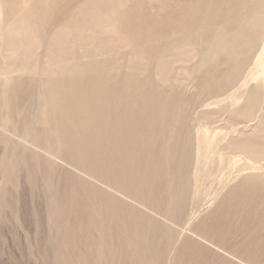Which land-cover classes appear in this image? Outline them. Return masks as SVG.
Instances as JSON below:
<instances>
[{
	"label": "rangeland",
	"instance_id": "1",
	"mask_svg": "<svg viewBox=\"0 0 264 264\" xmlns=\"http://www.w3.org/2000/svg\"><path fill=\"white\" fill-rule=\"evenodd\" d=\"M259 1L0 0V264H264Z\"/></svg>",
	"mask_w": 264,
	"mask_h": 264
},
{
	"label": "bare ground",
	"instance_id": "2",
	"mask_svg": "<svg viewBox=\"0 0 264 264\" xmlns=\"http://www.w3.org/2000/svg\"><path fill=\"white\" fill-rule=\"evenodd\" d=\"M244 1V0H243ZM240 4V3H239ZM262 7H264V0H261V1H259V3H258V8H259V10H257L254 14H252V15H255L256 13H258V16H259V18H260V20H264V11H260L261 10V8ZM101 8V7H100ZM192 16V15H191ZM251 15H246L245 16V18L244 17H241V19H239V20H245L246 18H248V17H250ZM191 18V17H190ZM214 21H217V19H215ZM215 26V25H214ZM89 29V28H88ZM243 30H245V28H243L242 29V31ZM176 37V36H175ZM177 38V37H176ZM80 42H81V40H80ZM261 53H260V57H259V59H258V63L260 64V65H264V42L262 43V45H261ZM262 76H263V78H264V66H263V68H262ZM264 80V79H263ZM199 142V141H198ZM197 154H198V158L201 156V148L200 147H197ZM200 176V175H199ZM193 218H194V214H192V216H191V219L193 220ZM172 257V259H173V256H171ZM170 262H171V260H170Z\"/></svg>",
	"mask_w": 264,
	"mask_h": 264
}]
</instances>
